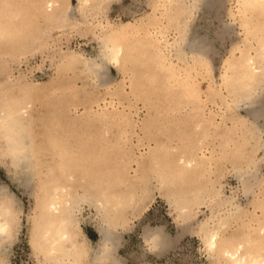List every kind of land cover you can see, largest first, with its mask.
Wrapping results in <instances>:
<instances>
[{"label":"rangeland","instance_id":"374dc122","mask_svg":"<svg viewBox=\"0 0 264 264\" xmlns=\"http://www.w3.org/2000/svg\"><path fill=\"white\" fill-rule=\"evenodd\" d=\"M118 43L120 69L83 64ZM262 53L264 0H0V206L14 224L0 260L109 264L93 250L110 223L119 264H231L206 245L224 222L219 245L263 260L264 117L252 113L264 114V82L240 79ZM13 106L28 124L7 127ZM63 188L86 240L80 259L48 255L39 212Z\"/></svg>","mask_w":264,"mask_h":264},{"label":"bare ground","instance_id":"6f19581e","mask_svg":"<svg viewBox=\"0 0 264 264\" xmlns=\"http://www.w3.org/2000/svg\"><path fill=\"white\" fill-rule=\"evenodd\" d=\"M56 2L58 1H55V3L52 2L47 4L49 11H51L52 14H56V11L59 10L60 3ZM190 46L196 49L201 47L200 43L196 40L192 42ZM128 56L129 53L127 47H125V44L118 43L106 46L100 58L92 59L91 61H89V63L83 61V64L87 69L91 71H93V67L96 63V60L98 63L105 64L104 70H106L107 66L111 64L120 69L124 63V60ZM262 58L264 59L263 53ZM263 62L264 61L260 62V60L256 57H250L249 59H247L241 66L240 79L246 80L247 83H251L253 85H255L256 83L260 84L261 82H264ZM104 70L99 73L95 71L93 72L100 76L103 74ZM7 109H4L2 111L4 116L3 118L7 122V127L17 129L22 124H28V118H26L28 117V114L26 115V111L24 108H17L16 106H13L8 110ZM252 115L257 120L264 117V114L261 111L256 110L253 111ZM262 127H264V125ZM22 135H25L26 143L29 144L28 135ZM10 150H12V152H15L16 150L20 152L22 151L18 148L17 143L12 144ZM27 150L29 151V153L24 156L19 155L15 159L17 165L22 169L25 167L24 163L30 159L31 149L28 148ZM186 164L188 166L191 165L190 162H187ZM26 174L27 175L25 185H29L33 179V171L31 169H28ZM65 190L66 189L63 188V193L65 194L57 193L51 195L50 201H47L40 209V218L42 219V222L47 226L44 238L46 239V243H48V255L71 258L73 257L75 259H80L88 255V249L86 246V240L83 234L81 233L80 227L78 226L79 224H77V219L75 218L74 203L72 202L71 194H69ZM184 198L182 199L189 201L186 202V204L190 203V205H192L196 200V198L194 197H186L185 199ZM83 201L85 200H82L81 202ZM11 216L12 211L10 210V207L7 203H3V205L0 206V254L4 252L6 243L5 241L11 236L13 230L12 228L14 224ZM109 224L108 226H102L99 228L101 244L97 249L93 250V253L96 255L97 259L107 258L109 259V264H119L117 260L111 259L112 252L114 250L111 248V245L116 244L118 238L114 228L111 227ZM224 224L225 222L218 227L214 234L207 237L206 245L208 247V250H210V253H222L228 258L231 264H264V258L263 260H258V256L255 254V251H250V253H243L242 250L244 249V246L242 243L238 244L237 248L235 247L236 249L233 248L234 250L230 245L232 244V240H229V242H225L224 244L219 245L218 236ZM155 234L160 237L159 240H156V245L162 249L167 244V237L161 232V230H157ZM260 234H263L262 238L264 239V228H262ZM33 237L34 240L38 239L37 229H35ZM262 238L260 240L261 242L263 240ZM0 264H4V262L0 260Z\"/></svg>","mask_w":264,"mask_h":264},{"label":"clouds","instance_id":"9594fccd","mask_svg":"<svg viewBox=\"0 0 264 264\" xmlns=\"http://www.w3.org/2000/svg\"><path fill=\"white\" fill-rule=\"evenodd\" d=\"M104 69H105V64L104 63H98L97 60H96V63L94 65V67H93V71L99 73V72H101Z\"/></svg>","mask_w":264,"mask_h":264}]
</instances>
